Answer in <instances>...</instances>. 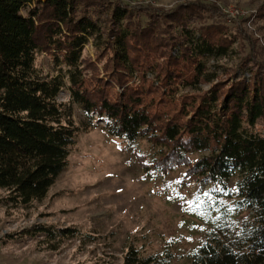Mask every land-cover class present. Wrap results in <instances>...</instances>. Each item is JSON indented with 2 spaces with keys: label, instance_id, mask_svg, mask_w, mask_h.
Returning a JSON list of instances; mask_svg holds the SVG:
<instances>
[{
  "label": "trees",
  "instance_id": "16d2710c",
  "mask_svg": "<svg viewBox=\"0 0 264 264\" xmlns=\"http://www.w3.org/2000/svg\"><path fill=\"white\" fill-rule=\"evenodd\" d=\"M218 18L216 6L198 2L162 10L112 0H0V203L25 206L44 196L76 131L103 121L108 135L156 148L149 159L133 151L144 171L184 167V176L239 189L213 193L234 208L224 217L234 227L216 229L197 215L202 209H186L203 226L188 264H264V137L254 127L264 118V60L252 52L237 68L210 70L204 58L226 55L243 38ZM36 53L54 74L40 73ZM62 90L65 102L56 99ZM71 103L83 113L78 127ZM37 232L54 240L50 249L86 236L43 224L17 235ZM171 258L168 250L143 254L128 245L119 264Z\"/></svg>",
  "mask_w": 264,
  "mask_h": 264
},
{
  "label": "rangeland",
  "instance_id": "374dc122",
  "mask_svg": "<svg viewBox=\"0 0 264 264\" xmlns=\"http://www.w3.org/2000/svg\"><path fill=\"white\" fill-rule=\"evenodd\" d=\"M112 1L135 9L168 10L196 2L216 6L220 14L217 20L232 30H240L243 38L241 43L232 44L226 55L204 58L205 65L220 74L223 68H237L247 53L253 52L257 59L264 60V0ZM140 19L143 21L144 16L140 15ZM85 49L91 55L90 46ZM34 66L42 75L55 73L42 53L34 55ZM207 87L200 86L202 90ZM56 99L65 102L69 98L62 90ZM71 117L78 127L83 113L73 103ZM254 127L264 137V118L257 120ZM134 150L148 159L156 152L143 138L127 142L108 135L103 121H97L87 131L78 129L65 168L44 196L25 206L0 203V264H119L128 245L138 247L143 254L168 250L172 254L168 264H188L185 254L201 240L203 226L187 214V201L197 190L214 186L199 177L184 176V167L166 174L146 172L136 161ZM198 155L189 158L193 160ZM234 179L228 182L230 188ZM0 194L4 192L0 190ZM41 224L53 229L74 228L86 236L63 239L50 249L54 240L48 241L42 232L17 235L22 229Z\"/></svg>",
  "mask_w": 264,
  "mask_h": 264
},
{
  "label": "snow or ice",
  "instance_id": "6c2138e0",
  "mask_svg": "<svg viewBox=\"0 0 264 264\" xmlns=\"http://www.w3.org/2000/svg\"><path fill=\"white\" fill-rule=\"evenodd\" d=\"M145 163H147V161H145ZM177 183H179V181H177ZM238 190V188L225 190L224 188L218 186H214L211 189L203 191L197 190V192L193 193L192 199L188 200L187 203L195 206L190 209L193 212H197V209H202L197 212V215H199L205 223L210 221L216 229H223L226 226L231 228L236 226V222L226 221L224 217L225 215L231 214L234 208L229 206L223 199L215 197L213 193H222L223 195H227L228 192ZM169 198L171 199V197ZM221 209H224V212H222ZM213 213H215V215ZM187 239L191 240L192 237H188Z\"/></svg>",
  "mask_w": 264,
  "mask_h": 264
}]
</instances>
